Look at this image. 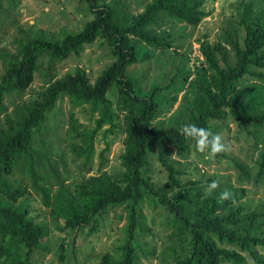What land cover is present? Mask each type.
<instances>
[{
    "label": "trees",
    "instance_id": "obj_1",
    "mask_svg": "<svg viewBox=\"0 0 264 264\" xmlns=\"http://www.w3.org/2000/svg\"><path fill=\"white\" fill-rule=\"evenodd\" d=\"M86 1L93 18L82 29L61 40L38 36L19 39L16 53L0 77V264H29L51 233L47 223L30 216L24 200L32 194L47 209L58 230L74 232L73 246L81 230L87 227L88 233L95 231L99 217L109 209L124 210L125 237L115 253L104 251L96 264H140L139 254L154 253L136 244L138 236L145 238L152 232L139 212L147 197L170 215L166 222L168 242L162 250V260L167 264H245L242 252L254 263L264 264V255L258 251V247L264 249V210H250L243 204L241 185L220 184L209 195L202 180L183 181L180 161L171 158L174 153L185 157L190 146L200 153L195 141L181 134L184 124L211 129L213 123L224 122L229 116L238 130L248 135L264 128V16L255 15L252 2L245 3L236 21L226 23L218 40L199 41L203 64L193 67L192 100L175 123L163 126L155 123L163 96L174 100L178 83L191 72L177 66L166 85H153L141 94L127 69L150 59L157 50L170 48L172 22L199 25L207 16L204 0H150L136 14H120L119 8L101 5L99 0ZM97 38L110 47L112 61L93 81L79 68L50 82L37 98L16 104L11 114H5V96L30 86L41 55L60 62L80 55L85 45ZM246 76L254 80L241 87ZM111 89L117 92L115 103L107 94ZM62 93L72 110L65 139L68 149L81 158V168L92 161L98 135L105 140L97 154L96 173L81 175L73 186L52 163L48 151L36 148L33 142ZM78 107H87L94 115L91 127L79 123L73 112ZM120 121L124 133L122 170L110 174L104 170L105 153ZM154 151L166 173L164 188L146 176L148 157ZM216 156L226 157L223 152ZM235 165L238 180H248V166L241 161ZM87 169L90 172V167ZM263 176L264 139L255 178ZM225 189L232 198L220 202L219 194Z\"/></svg>",
    "mask_w": 264,
    "mask_h": 264
},
{
    "label": "rangeland",
    "instance_id": "obj_2",
    "mask_svg": "<svg viewBox=\"0 0 264 264\" xmlns=\"http://www.w3.org/2000/svg\"><path fill=\"white\" fill-rule=\"evenodd\" d=\"M148 1L150 0H99V3L119 8L120 14L124 12L136 14ZM248 2L253 3L256 16H264V0H204L203 9L207 16L199 25L172 22L170 48L157 50L150 59L128 67L127 74L135 78V84L141 94L147 93L153 85H166L177 66L185 72L188 70L191 72L190 77L178 83L180 89L175 92L174 100L169 101L163 96L164 104L160 114L155 118V123L166 126L175 123L178 114H185L183 111L187 110L186 107L194 94L193 85L190 83L191 78L194 77L193 67L203 64L199 41L203 38L211 43L218 40L226 23L236 21V14L242 11L244 4ZM92 18L93 13L86 0H0V77L7 61L15 55L19 39L25 41L30 37L38 36L61 40L67 34L78 32ZM242 39L243 32L240 33L241 42ZM230 58L232 60L233 57ZM111 61L110 47L102 38L85 45L80 55H71L60 62L50 61L47 55H41L37 60V69L30 86L24 91L5 96L3 100L5 114H11L16 104L37 98L50 82L67 73H74L79 68L85 69L89 79L93 81ZM252 80L254 79L246 76L240 82L241 87ZM107 94L114 103L117 101L116 89H111ZM171 94L173 95L174 92ZM73 112L83 126L93 125L94 115L89 113L87 107L75 108ZM71 113L68 97L62 93L39 131L34 134L33 142L36 148L48 151L52 163L58 166V171L68 184L73 186L81 175L87 177L96 173L97 154L104 147L105 140L101 134L98 135L92 161L81 168V158H77L68 149L65 139ZM211 130L224 137L227 150L223 153L226 157L213 156L207 150L198 153L192 148L193 146H190V152L185 157L179 158L175 153L172 154L171 158L179 160L180 167L184 171L182 180H202L205 192L208 184L213 180L219 181V185L231 184L233 187L241 185L244 188L241 197L243 204L250 210H264V176L255 178L264 139V128L254 130V135L251 136L244 130H238L234 120L228 116L224 122L213 123ZM123 136L120 121L119 127L109 137L110 148L105 153L107 161L104 170L110 174H118L122 170L120 154L123 150ZM235 161L244 162L248 166L250 171L248 180H238ZM87 167H90V172H87ZM165 174L156 152H152L148 157L146 176L152 179L156 186L164 188L167 185ZM147 198L141 203L139 212L144 216L145 224L152 232L145 238L138 236L136 244L143 245L148 252L155 251L147 256L139 254V263L167 264L164 259L162 260L165 255H162V250L168 242L169 228L166 222L170 215H167L163 206ZM24 201L30 208V216L47 223L51 230L49 236L45 238L44 247L34 252L29 264H96L104 251L115 253L116 247L125 237L126 219L121 207L115 210L109 209L105 215L99 217L97 229L92 233H88L87 227L83 228L73 246L71 240L74 232L58 230L57 224L52 221L47 209L36 195L32 194ZM258 251L264 255V249L258 247ZM242 254L246 258L245 264H256L246 252Z\"/></svg>",
    "mask_w": 264,
    "mask_h": 264
},
{
    "label": "clouds",
    "instance_id": "obj_3",
    "mask_svg": "<svg viewBox=\"0 0 264 264\" xmlns=\"http://www.w3.org/2000/svg\"><path fill=\"white\" fill-rule=\"evenodd\" d=\"M181 134L187 138L195 141L196 149L203 153L206 150L211 155L215 156L227 150V146L224 143V137L216 132H213L210 128L197 126L196 124H184L180 129ZM259 156V153H257ZM219 187V181L213 180L207 186V193L210 195ZM232 193L225 189L219 194L220 202L229 200L232 198Z\"/></svg>",
    "mask_w": 264,
    "mask_h": 264
}]
</instances>
